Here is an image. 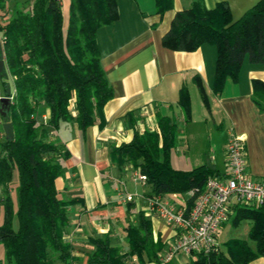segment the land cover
<instances>
[{"label":"trees","instance_id":"trees-1","mask_svg":"<svg viewBox=\"0 0 264 264\" xmlns=\"http://www.w3.org/2000/svg\"><path fill=\"white\" fill-rule=\"evenodd\" d=\"M153 3L162 14L173 0ZM6 6L7 0H0V11ZM117 16L116 0H69L65 24L61 0H30L27 8H15L0 22V58L4 60L0 85L10 97L6 110L0 109V243L4 246L0 264H55L56 259L69 258L71 244L64 233L67 205L73 198H63L55 183L69 152L49 133L62 120H74L83 130L112 95L100 62L96 31ZM161 42L173 49L212 44L211 88L219 93L227 77L237 79L244 58L264 65V0H255L236 17L226 0L216 1L212 7H206L203 0H192L175 10ZM197 84L207 104L202 86ZM251 98L264 111V80L251 79ZM41 101L49 107L45 121L34 116ZM177 102L187 121L190 98L185 84L178 89ZM155 118V126L134 129L128 140L111 148L116 163L130 162L145 173L147 195L183 193L201 186L208 175L219 174L205 161L190 168L173 165L176 122L158 110ZM5 120L12 123L11 136L2 128ZM14 173L15 205L10 194ZM241 218L250 221L248 238L228 237L224 248L196 253L178 264H247L264 254V205L236 206L229 220L236 223ZM124 229L125 249L109 233L91 236L93 248L87 264H128L126 259L132 255L141 264L159 262L164 241L153 232L151 218L143 209L134 211Z\"/></svg>","mask_w":264,"mask_h":264},{"label":"crops","instance_id":"crops-1","mask_svg":"<svg viewBox=\"0 0 264 264\" xmlns=\"http://www.w3.org/2000/svg\"><path fill=\"white\" fill-rule=\"evenodd\" d=\"M191 1L173 0L172 6L159 14L153 0H116L117 18L97 28L100 62L112 95L96 112L93 123L83 130L74 120H62L49 133L54 141L68 149L69 155L63 159V171L55 178V183L63 198H73L67 205L68 221L64 233L71 244L69 258L56 259L55 264H87V256L93 248L91 236L109 233L123 249L127 247L124 226L133 220L134 210L145 211L147 194L140 196L138 193L141 189L133 176V165L116 163L111 148L128 140L134 129L155 126L157 110L176 122L177 149L185 136L178 123L181 120L183 124L190 123L194 110L203 107L204 119L210 117L216 128L225 129L221 151H213L209 156L219 174L227 168L224 144L237 133L243 137L248 172L253 176L264 175V111L251 98V79L264 80V65L244 58L237 79L227 77L221 91L215 93L211 88L215 61L212 44L202 43L194 49H173L161 42V35L175 10ZM216 1L203 0L206 7H212ZM226 1L232 16L236 17L255 0ZM182 84L190 98L187 121L177 102ZM48 115L49 107L41 101L34 116L45 121ZM184 159L177 167L190 168L201 163H192L190 156ZM143 183L149 190L147 183ZM126 191L135 194L131 202L122 198ZM164 195L173 197V193ZM147 215L151 218L153 232L159 233L163 241L172 235L168 221L155 214ZM185 258L176 256L172 261L178 264ZM126 262L141 264L134 255L128 256ZM143 264L159 263L148 261ZM247 264H264V254L250 259Z\"/></svg>","mask_w":264,"mask_h":264},{"label":"built area","instance_id":"built-area-1","mask_svg":"<svg viewBox=\"0 0 264 264\" xmlns=\"http://www.w3.org/2000/svg\"><path fill=\"white\" fill-rule=\"evenodd\" d=\"M227 168L218 175H208L201 186L191 187L173 197L146 195L145 213L155 214L169 222L172 235L164 240L159 264L174 256L208 253L218 249L216 234L239 205H264V175L253 176L247 170L244 141L233 133L224 144ZM133 176L146 182L138 168ZM175 194V195H174ZM132 201L135 194L126 191L122 197ZM190 198V202H188Z\"/></svg>","mask_w":264,"mask_h":264},{"label":"rangeland","instance_id":"rangeland-1","mask_svg":"<svg viewBox=\"0 0 264 264\" xmlns=\"http://www.w3.org/2000/svg\"><path fill=\"white\" fill-rule=\"evenodd\" d=\"M30 0H7V6L5 9L0 11V22H4L17 7L27 8L29 6ZM68 5L69 0H61V7L63 10V21L66 24L67 15H68ZM7 84L9 90L12 91V81L10 77L7 78ZM3 87L0 85V96L3 94ZM203 108V107H202ZM200 107V109H195V115L192 121L188 124H183L184 121H180L178 123V128L185 134L181 145L176 149L177 145L173 146L171 151V161L172 164L182 165V161L185 160L187 156H190L192 163H199L206 161L209 158L210 154L214 151L218 153L221 151L222 142L225 139V129H218L213 124L212 119L207 117L204 119V111ZM218 157V156H217ZM216 157V158H217ZM135 178V177H134ZM137 184L141 189L138 193L141 194L147 192L146 185L138 178H136ZM16 182V173H14L13 178L11 180V184L13 186L10 188L11 198L16 204V192L14 189V184ZM170 196V195H169ZM135 211V210H134ZM133 211V212H134ZM2 214L0 212V220ZM16 221L14 220V223ZM250 221L248 218H241L238 222L232 223L230 220H227L223 223L221 228L217 231L216 238L220 248H224V240L228 237H244L248 238ZM4 246L0 243V256L4 257ZM182 259L188 257L186 255H180ZM176 258L174 256L172 259ZM165 262L164 264H177V262L172 261ZM181 260V259H180Z\"/></svg>","mask_w":264,"mask_h":264},{"label":"water","instance_id":"water-1","mask_svg":"<svg viewBox=\"0 0 264 264\" xmlns=\"http://www.w3.org/2000/svg\"><path fill=\"white\" fill-rule=\"evenodd\" d=\"M4 63V60L3 58H0V69L2 68V65ZM9 100H10V97L7 96V95H1L0 96V109L2 108H7V105L9 103ZM2 128L4 130V133L6 136H11L12 133H13V130H12V123L10 120H5L2 122ZM207 164L211 165L210 161H209V158L206 159L205 161Z\"/></svg>","mask_w":264,"mask_h":264}]
</instances>
